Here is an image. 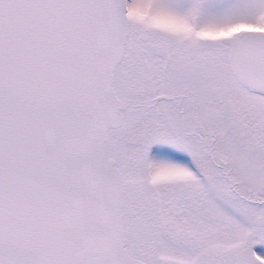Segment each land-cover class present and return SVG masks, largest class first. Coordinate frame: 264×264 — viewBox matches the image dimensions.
I'll return each instance as SVG.
<instances>
[{
    "label": "snow or ice",
    "instance_id": "snow-or-ice-1",
    "mask_svg": "<svg viewBox=\"0 0 264 264\" xmlns=\"http://www.w3.org/2000/svg\"><path fill=\"white\" fill-rule=\"evenodd\" d=\"M0 264H264V0H0Z\"/></svg>",
    "mask_w": 264,
    "mask_h": 264
}]
</instances>
